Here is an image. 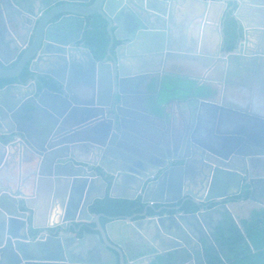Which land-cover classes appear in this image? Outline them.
Instances as JSON below:
<instances>
[{
    "label": "water",
    "instance_id": "95a60500",
    "mask_svg": "<svg viewBox=\"0 0 264 264\" xmlns=\"http://www.w3.org/2000/svg\"><path fill=\"white\" fill-rule=\"evenodd\" d=\"M95 14L110 35L102 61L81 43ZM84 57L91 67L80 72ZM179 65L199 68L195 79L211 89L185 99L187 113L169 129L167 113L154 114L144 93L129 88L150 91ZM232 72L264 81V0H0V166L27 167L0 180V264H177L184 253V264H207L205 241L216 247L207 220L225 210L242 229L230 205L258 203L264 184V117L218 112ZM80 75L92 89L81 87ZM11 79L18 81L6 85ZM133 98L140 105L129 113L137 116H125ZM204 107L212 109L203 115ZM249 123L251 136L232 131ZM246 192L249 199L221 203ZM107 196L146 207L131 216L93 214ZM187 199L201 209L182 211ZM152 203L162 205L156 215L148 214ZM90 222L93 232L84 231ZM97 252L102 259L90 260Z\"/></svg>",
    "mask_w": 264,
    "mask_h": 264
},
{
    "label": "trees",
    "instance_id": "16d2710c",
    "mask_svg": "<svg viewBox=\"0 0 264 264\" xmlns=\"http://www.w3.org/2000/svg\"><path fill=\"white\" fill-rule=\"evenodd\" d=\"M107 27V21L99 14L92 15L87 19L82 43L90 49L97 60H102L106 56L110 45V35ZM226 33V47L228 51H231L236 44L235 27L232 23L228 24ZM29 75V71L26 70L23 79L27 80ZM8 82H13V79L5 81V83ZM51 85L55 87L53 84ZM244 198H249V192L244 195ZM187 204L186 211L189 213L200 209L191 202ZM144 208L145 206L140 199L126 201L112 199L107 196L103 200L96 201L91 208V212L112 216H130L135 212L143 211ZM222 216V220L213 230V241L216 247L205 242L204 250L207 264H264V209L254 211L250 219L241 220L242 229L231 215L223 214ZM93 225L95 224L93 223ZM217 248L222 255L217 253ZM170 256L172 257V254ZM169 262L166 264L172 263V261Z\"/></svg>",
    "mask_w": 264,
    "mask_h": 264
},
{
    "label": "crops",
    "instance_id": "0c3cea01",
    "mask_svg": "<svg viewBox=\"0 0 264 264\" xmlns=\"http://www.w3.org/2000/svg\"><path fill=\"white\" fill-rule=\"evenodd\" d=\"M188 33L190 38V36H192L191 30ZM2 55L4 58L8 57V54L3 51ZM172 69L173 71H171L169 75L162 78V83L159 88H157L156 84L154 85L153 92L157 98V102L156 104H150L149 108V110L156 115H162L164 112L167 113L170 123L174 121V119L176 120L180 117L182 112L186 113V107L179 102V99L191 95L198 97L203 96L204 93L211 89L210 86L205 84V82L195 79L196 77L203 76V72L199 68L193 70L188 65H179ZM250 76L249 73L245 72L241 76V79H239L237 76L233 75L232 72V75L229 78V83L228 85L226 84L224 93L223 91L221 92L220 98L228 107L244 108L246 111L254 115L264 117V81H254ZM25 170H27V167L25 168L23 165L17 163L12 165H6V163H3L0 166V180L5 179L7 181L19 178L21 173L23 176L26 175ZM258 205L259 204L253 202H247L240 206L232 204L230 207L241 221L243 219H250L254 211H259L261 206ZM138 219L142 218H135L134 220ZM76 224L80 225L81 223L77 222ZM142 226L147 228L145 223ZM84 231L93 232L89 227ZM82 236L83 232L79 237ZM87 241L88 246L94 245L92 239L89 237ZM97 253L98 254H95L94 258L90 257L91 259H89L99 262L102 257L99 252Z\"/></svg>",
    "mask_w": 264,
    "mask_h": 264
},
{
    "label": "flooded vegetation",
    "instance_id": "af4514ba",
    "mask_svg": "<svg viewBox=\"0 0 264 264\" xmlns=\"http://www.w3.org/2000/svg\"><path fill=\"white\" fill-rule=\"evenodd\" d=\"M87 25V24H86ZM84 36V35H83ZM82 43V42H81ZM119 44V43H118ZM117 43H116V45H118ZM84 45V44H83ZM85 46V45H84ZM86 47V46H85ZM107 55V54H106ZM106 57V56H105ZM104 57V58H105ZM103 58V59H104ZM102 59V60H103ZM97 60V59H96ZM102 60H98V61H102ZM16 63H17V60H15L13 63H12V66H15L16 65ZM90 67H91V65H90V61L87 59V57H84V60H83V63H82V67H80L79 68V71L80 72H84L86 69H90ZM173 67H171V68H168V69H166L165 71H167L166 73L167 74H165L164 76H166V75H169V73L171 72V71H173V69H172ZM26 70H28V68H26L25 70H24V72L22 73V75H21V77L23 78L24 77V73L26 72ZM29 71V70H28ZM86 72V71H85ZM30 73V72H29ZM163 76V77H164ZM81 81H80V85H81V87H85L83 84H86V83H90L89 85H91L90 87H91V89L93 88V86H92V81L90 80V79H88V75L87 76H82V75H80V78H79ZM23 80H25V79H23ZM17 79H13V82H8V83H6V85H10V84H14V83H17ZM159 81V80H158ZM158 81H157V79H154V82H153V84H152V87L150 88V91H145L144 89H143V87H141V86H139L138 84L137 85H135V88H134V85L133 86H131L130 88H129V90H131V91H133V90H135V91H138V92H136V93H144V95L146 96V100H145V103H146V105L148 106V108H150V104H154L155 102H154V100H155V98H153V97H150V98H148V93H150V94H152V95H154V92H153V87H154V85L156 84V86H157V88H159L160 86H158ZM161 83H162V81H161ZM51 84H53V83H49V85L51 86V88H55V87H53ZM5 85V84H4ZM54 86L56 85L55 83L53 84ZM155 96V95H154ZM194 96V95H193ZM203 96H205V93L203 94ZM190 97V96H189ZM189 97H185V98H181V99H179V102L180 103H182V105H184L185 107H186V113H187V104H186V102H184V100L185 99H188ZM195 97H198V96H195ZM199 97H202V96H199ZM157 99V98H156ZM221 99V98H220ZM222 100V99H221ZM157 102V101H156ZM129 105H130V108H126V109H124V114H125V116L126 115H133V114H131V113H129L130 111H132V112H138L137 111V109H138V107H139V105H140V102H139V100L138 99H135V98H133L131 101H129ZM225 106H226V109H219L218 110V112H219V114H226V115H228L231 119H232V117L233 118H241V119H244L245 121H247L246 119V116H248V115H253L252 113H250V112H248V111H246L244 108H242V109H240V108H233L232 106H230V107H228L226 104H225ZM135 107H137V108H135ZM208 109H212V108H209V107H204V108H202V110H203V112H202V114L204 115L206 112H207V110ZM232 110V111H234V110H238V111H242L244 114L243 115H238V114H234L233 112H230L229 110ZM182 110V109H181ZM186 113H183L182 112V115L181 116H184ZM143 114V116L146 118V117H148V115L146 114V113H142ZM238 115V116H237ZM133 116H137V115H133ZM245 121H241L242 122V125H245ZM166 124V128H169L170 129V122H169V120L165 123ZM248 124V123H247ZM250 124V123H249ZM126 126L127 127H131V123H126ZM129 127V128H130ZM117 130V129H116ZM232 131H240V132H244L246 135L245 136H247L248 137V135L247 134H249V136H251V134H252V125L250 124L247 128H245V129H243V128H241V127H238V126H235V127H232ZM107 166V168H111V166L110 165H106ZM103 168L100 166V164H99V162H98V166L95 168V170H98L99 171V173H102L103 172V170H102ZM258 190H257V193L255 194V201H258V203L257 202H253V203H256V204H259L258 206H261L260 207V210L261 209H264V184H261V185H259L258 187ZM187 191H189L190 189H186ZM247 193V192H246ZM245 193V194H246ZM244 194V195H245ZM250 192H249V198H250ZM244 195H239V196H235V197H231V198H228V199H225V200H223L221 203L223 204V203H236V202H238L239 200H242L243 199V197H244ZM175 196V195H174ZM173 196V197H174ZM178 196V195H177ZM180 196H181V194H180ZM182 200H184L185 198H188V196L187 195H184V193L182 192ZM237 197H239V198H237ZM248 198V199H249ZM182 200L180 201V202H178V203H170V204H168V206L169 207H175V206H178V205H180V203L182 202ZM189 202H191L192 203V201H190V199H187L186 201H185V203H184V205L182 206V211L184 210L186 213H189V212H187L186 210H187V208H186V206L188 205L187 203H189ZM252 202V201H251ZM220 205V203L219 204H216V203H210L209 205H208V207L209 208H213V207H217V206H219ZM144 206L146 207V205L144 204ZM162 205L161 204H158V203H152V208H148V214L149 215H156L155 213H154V211H153V209L155 208V209H158V208H160ZM200 208V207H199ZM201 209V208H200ZM199 209V210H200ZM144 210H145V208H144ZM144 210L143 211H141V212H135V213H142V212H144ZM167 211H163L162 212V214H164V213H166ZM223 212H225V210H222V211H220L219 213H217V214H213L212 215V217H211V220H207L208 221V227H209V231H210V234H211V236H212V238H213V230H214V228L216 227V225H218V223L222 220V218H223ZM167 213H175V211H172V210H170V211H168ZM94 214V213H93ZM97 214H102V213H95V215H97ZM112 216V215H111ZM139 218H142V217H139ZM102 221L104 222V223H106L107 221L104 219V218H102ZM93 223L94 222H90V223H84L83 224V229L84 230H86L87 229V227H89L90 229H93V228H95V226H96V224L95 225H93ZM205 242H207V241H205ZM187 256L185 255V253L184 254H182V259H178L177 261H179L177 264H184L186 261H187ZM161 258H159V260H160ZM171 264H175V262H173V263H171Z\"/></svg>",
    "mask_w": 264,
    "mask_h": 264
}]
</instances>
